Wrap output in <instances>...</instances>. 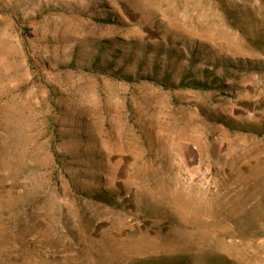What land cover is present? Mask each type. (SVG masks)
<instances>
[{
  "label": "rangeland",
  "instance_id": "374dc122",
  "mask_svg": "<svg viewBox=\"0 0 264 264\" xmlns=\"http://www.w3.org/2000/svg\"><path fill=\"white\" fill-rule=\"evenodd\" d=\"M0 264H264V0H0Z\"/></svg>",
  "mask_w": 264,
  "mask_h": 264
},
{
  "label": "trees",
  "instance_id": "16d2710c",
  "mask_svg": "<svg viewBox=\"0 0 264 264\" xmlns=\"http://www.w3.org/2000/svg\"><path fill=\"white\" fill-rule=\"evenodd\" d=\"M160 84H163L164 86H166L167 83H164V82L162 83V82H161ZM186 84H187V83H186ZM191 84H192L195 88H196V87H197V88L204 87V85H202V84L199 83V82H192Z\"/></svg>",
  "mask_w": 264,
  "mask_h": 264
}]
</instances>
